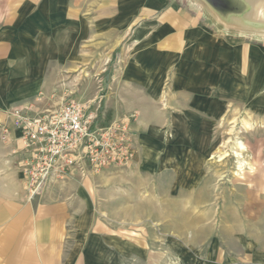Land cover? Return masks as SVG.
<instances>
[{"label":"crops","instance_id":"crops-1","mask_svg":"<svg viewBox=\"0 0 264 264\" xmlns=\"http://www.w3.org/2000/svg\"><path fill=\"white\" fill-rule=\"evenodd\" d=\"M258 6L264 21V0H256ZM230 27L217 25L194 0H0V124H11L13 152H24L13 110L30 105L44 111L39 101L71 88L67 77L88 65L89 52L110 76L100 122L136 110L140 119L133 125L143 135L136 147L146 155L132 171L96 174L97 188L113 183L111 188L124 189L123 180L104 179L109 173L150 171L170 125L185 124L181 138H195L202 131L194 124L209 129L226 106L264 123V29L248 39L245 30ZM204 134L209 137L208 130ZM256 155V175L247 179L255 193L247 191L238 205L226 201L223 225L209 228L208 242L196 243L202 230L193 233V248L206 254L197 264H264L263 146ZM17 170L20 180L16 175V184L0 192V264H129L128 253L146 250L147 242L92 221L89 202L115 188L97 197L91 179L76 176L30 198ZM171 185L184 192L182 182ZM136 261L131 264H148Z\"/></svg>","mask_w":264,"mask_h":264},{"label":"rangeland","instance_id":"rangeland-1","mask_svg":"<svg viewBox=\"0 0 264 264\" xmlns=\"http://www.w3.org/2000/svg\"><path fill=\"white\" fill-rule=\"evenodd\" d=\"M194 3L217 25L226 26L218 20L203 0H194ZM259 6L254 8L255 18H260V14H257ZM230 28L238 30L237 27ZM243 33L248 35V39H252L253 35H260L262 31L245 30ZM89 56L87 66L74 69L75 73L67 77L72 83L71 88L62 87L54 90L51 97L40 100L41 110L53 109L63 102L77 100L99 107L101 116L102 105L99 103L102 96L108 92L106 85L110 82V76L108 73H102V68L97 66V60L90 52ZM221 109L217 108V112ZM240 110L226 106L215 119L211 120L209 129L207 124L205 126L202 123L194 124L202 132L190 139L181 138L187 129L185 124L174 126L169 124L167 139L161 149L162 154L155 156V165L150 171H146V174L141 171L142 175L139 176L109 173L104 178L123 180L124 183L119 185L124 189H118L117 185L111 188L113 183H107L105 187H95L94 176L99 173L84 179H91L90 191L97 197L102 189L118 190L115 194L105 193V199L99 198L97 201L89 202V207L96 213L92 221L97 223V226L116 229L128 239L135 238L137 242H143L142 244L147 242L146 250H142V256L139 254L129 256L128 253L124 257L129 264L137 263L136 260L140 258L147 259L148 264L204 262L206 260L204 250L198 249V245L197 249L193 246L198 243V239L208 242L209 228L223 225L222 209L226 201L237 204L236 202H239L240 197L245 196L247 191L255 193L256 188L248 185L247 179L255 176L257 172L256 148L264 147V138L258 139V136L263 137V131L260 129L264 127V123L253 122L252 117L246 113L242 117ZM137 119L140 117L136 110L129 109L116 120L129 123L135 132L136 149L133 163L118 170L132 171L135 164L138 166L146 157L144 153H139L136 147V142L143 136L133 125ZM1 125H6L10 130L7 132L9 140H6L2 137L4 129L0 127V192L8 184H16L17 169L20 168L18 164L20 156L17 155L18 152H13L17 147L12 143L14 138L9 126L11 124ZM207 130L209 137L204 134ZM145 140L147 142V139ZM144 146L147 147V144ZM197 149L200 155L195 154ZM235 151L240 155H235ZM110 169L117 168L106 170ZM17 179L20 180L18 175ZM195 181L196 185L193 186ZM180 182L184 184L182 194L181 188L171 185ZM226 223L231 224V221ZM195 230L202 231L197 234L196 243H193ZM179 247L184 250L178 249ZM141 264L144 262L141 261Z\"/></svg>","mask_w":264,"mask_h":264},{"label":"built area","instance_id":"built-area-1","mask_svg":"<svg viewBox=\"0 0 264 264\" xmlns=\"http://www.w3.org/2000/svg\"><path fill=\"white\" fill-rule=\"evenodd\" d=\"M13 118L24 144L18 164L30 198L55 182L129 167L136 156L135 132L129 123L104 125L99 107L81 101H66L41 112L20 106L13 110ZM0 127L2 137L9 140L10 129Z\"/></svg>","mask_w":264,"mask_h":264},{"label":"bare ground","instance_id":"bare-ground-1","mask_svg":"<svg viewBox=\"0 0 264 264\" xmlns=\"http://www.w3.org/2000/svg\"><path fill=\"white\" fill-rule=\"evenodd\" d=\"M205 1L209 9L227 26H235L243 30H259L264 26L263 22L253 18V5L256 0H224V4L220 8L207 0ZM240 147L244 148L245 146ZM237 151L234 154L239 156L240 153Z\"/></svg>","mask_w":264,"mask_h":264},{"label":"water","instance_id":"water-1","mask_svg":"<svg viewBox=\"0 0 264 264\" xmlns=\"http://www.w3.org/2000/svg\"><path fill=\"white\" fill-rule=\"evenodd\" d=\"M204 1V3L207 5V3H206V1L205 0H203ZM208 2H210V3H212V4H214V5H216L217 7H221L223 4H224V0H207ZM256 2V1H255ZM208 6V5H207ZM254 8H255V4L253 5V18L255 19V20H257V21H261V22H263L264 23V21H262L261 19H259V18H255V16H254ZM214 13V12H213ZM215 14V13H214ZM216 17H217V15H215ZM219 20V19H218ZM220 21V20H219ZM221 22V21H220ZM222 23V22H221ZM225 25V24H224ZM227 26V25H226ZM231 27H235V26H231ZM261 29H264V26L261 28ZM260 30V29H259Z\"/></svg>","mask_w":264,"mask_h":264}]
</instances>
